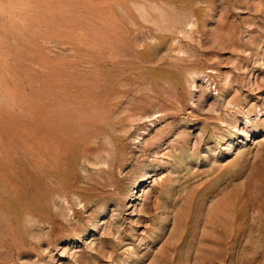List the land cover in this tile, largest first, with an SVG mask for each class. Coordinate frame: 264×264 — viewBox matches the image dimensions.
Here are the masks:
<instances>
[{
  "label": "rangeland",
  "instance_id": "rangeland-1",
  "mask_svg": "<svg viewBox=\"0 0 264 264\" xmlns=\"http://www.w3.org/2000/svg\"><path fill=\"white\" fill-rule=\"evenodd\" d=\"M0 264H264V0H0Z\"/></svg>",
  "mask_w": 264,
  "mask_h": 264
}]
</instances>
